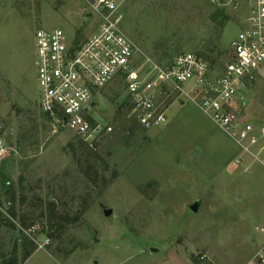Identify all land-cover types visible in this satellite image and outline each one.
I'll return each instance as SVG.
<instances>
[{
    "label": "rangeland",
    "instance_id": "obj_1",
    "mask_svg": "<svg viewBox=\"0 0 264 264\" xmlns=\"http://www.w3.org/2000/svg\"><path fill=\"white\" fill-rule=\"evenodd\" d=\"M117 1L122 31L158 63L188 51L221 68L245 17L231 0ZM90 2L0 0V136L12 148L0 159V264H262L263 156L192 98L173 94L167 124L146 130L130 117L125 82L113 80L93 114L114 131L92 145L41 111L36 33L88 37L99 26ZM244 99L248 117L264 123V68ZM48 201L68 217L62 226Z\"/></svg>",
    "mask_w": 264,
    "mask_h": 264
},
{
    "label": "built area",
    "instance_id": "obj_2",
    "mask_svg": "<svg viewBox=\"0 0 264 264\" xmlns=\"http://www.w3.org/2000/svg\"><path fill=\"white\" fill-rule=\"evenodd\" d=\"M231 1L243 5L245 17L219 69L188 51L164 63L152 61L122 31L117 0L90 2L99 26L86 38L75 40L60 28L39 29L35 63L41 111L92 145L114 131L93 114L96 96L113 80L125 82L130 117L146 130L166 125L173 94L185 95L246 152L262 155L264 166V123L248 117L244 99L246 88L264 68V0ZM11 150L0 136V159Z\"/></svg>",
    "mask_w": 264,
    "mask_h": 264
},
{
    "label": "trees",
    "instance_id": "obj_3",
    "mask_svg": "<svg viewBox=\"0 0 264 264\" xmlns=\"http://www.w3.org/2000/svg\"><path fill=\"white\" fill-rule=\"evenodd\" d=\"M220 12V11H219ZM222 12V11H221ZM217 18V15H216V17H215V19ZM199 55V54H198ZM204 56H205V54H203ZM199 56H201V55H199ZM202 57V56H201ZM204 58V57H203ZM128 103L127 102H124L123 103V106H125V105H127ZM45 114V113H44ZM45 115H47V116H49V117H51L49 114H45ZM5 162V161H4ZM5 165V164H4ZM4 165L2 166L3 168H2V173H1V177H2V180H3V187H4V189L7 191L8 190V192L9 191H11L10 189H11V184H10V182H9V179L7 178V176H6V174L5 173H3V169L5 168L4 167ZM13 194V193H12ZM48 205L50 206V208L52 209V211L54 212V214H53V216H54V218H56V219H53L55 222H54V225L55 226H62V222H63V220L65 221V219H66V217L64 216V215H58L57 214V216H56V212H55V210H56V205H55V203L54 202H52V201H48ZM68 218V217H67ZM52 226H53V224H51L50 223V227L52 228ZM33 243H29V247L26 245V244H23V258H22V262H24L30 255H31V253H32V251H33ZM7 259L6 258H4L3 259V263L2 264H17L16 263V260L13 258V259H10V260H8V261H6Z\"/></svg>",
    "mask_w": 264,
    "mask_h": 264
},
{
    "label": "water",
    "instance_id": "obj_4",
    "mask_svg": "<svg viewBox=\"0 0 264 264\" xmlns=\"http://www.w3.org/2000/svg\"><path fill=\"white\" fill-rule=\"evenodd\" d=\"M199 206H200V202L196 201L195 203L190 205V208L196 212L198 210ZM102 209H103L104 215L107 217L113 213L112 208H107L105 205H102ZM152 249L155 250V248H152Z\"/></svg>",
    "mask_w": 264,
    "mask_h": 264
}]
</instances>
